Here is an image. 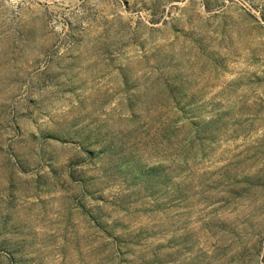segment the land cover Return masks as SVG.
Listing matches in <instances>:
<instances>
[{
	"label": "rangeland",
	"instance_id": "374dc122",
	"mask_svg": "<svg viewBox=\"0 0 264 264\" xmlns=\"http://www.w3.org/2000/svg\"><path fill=\"white\" fill-rule=\"evenodd\" d=\"M0 264H264V0H0Z\"/></svg>",
	"mask_w": 264,
	"mask_h": 264
}]
</instances>
